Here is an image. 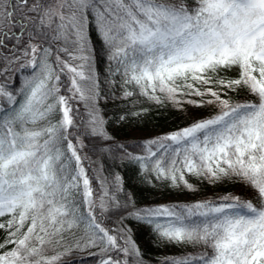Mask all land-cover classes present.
<instances>
[{
  "label": "snow or ice",
  "instance_id": "obj_1",
  "mask_svg": "<svg viewBox=\"0 0 264 264\" xmlns=\"http://www.w3.org/2000/svg\"><path fill=\"white\" fill-rule=\"evenodd\" d=\"M144 104L185 123L118 142ZM86 148L250 197L138 205ZM132 225L193 251L146 259ZM0 232V264H264V0H0Z\"/></svg>",
  "mask_w": 264,
  "mask_h": 264
},
{
  "label": "trees",
  "instance_id": "obj_2",
  "mask_svg": "<svg viewBox=\"0 0 264 264\" xmlns=\"http://www.w3.org/2000/svg\"><path fill=\"white\" fill-rule=\"evenodd\" d=\"M93 46L97 52L100 50V43L95 35L92 37ZM105 63L97 57V70L103 75ZM18 84V81H16ZM235 98V97H234ZM143 107L148 111L139 118H133L129 122L122 125H115L114 123L109 126V131L115 136L118 142L127 141L134 143L135 141H143L149 137L156 136L171 130L178 126H183L184 121L178 118V115L171 111L169 108H157L144 104ZM107 115L110 117L114 111H117L115 103H109L106 106ZM190 113L199 116L204 114L206 110H193L189 109ZM85 143H88L85 141ZM87 152L93 160H99L103 165L104 175H109L110 172H119L123 177L124 188L134 194L137 204H161L170 202H190L202 198H215L223 196L226 193L232 192L236 195L249 198V190L233 184H224L219 186H211L207 184H199L194 178H189L191 182L198 183L200 190L196 193H188L185 191L174 190L167 188L164 184L154 182L155 186L141 183L138 178V168L127 163H121L118 160L105 159L96 155H92L86 148ZM94 168L99 167V164L93 165ZM95 188L96 185L93 184ZM113 220L115 217L112 218ZM136 243L145 254V258L151 260L153 257H162L168 255L179 256L185 252L193 251L190 247L174 246L159 244L157 246L156 237L153 236L148 229L132 225ZM4 233L0 232V239L3 238ZM97 249H88L86 252H77L76 256H82L84 259L79 264H98L99 257L90 256V252H95ZM153 264L155 261L153 260Z\"/></svg>",
  "mask_w": 264,
  "mask_h": 264
}]
</instances>
